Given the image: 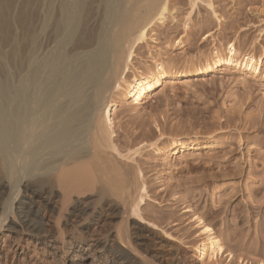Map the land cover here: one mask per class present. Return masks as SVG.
<instances>
[{
    "label": "bare ground",
    "instance_id": "obj_1",
    "mask_svg": "<svg viewBox=\"0 0 264 264\" xmlns=\"http://www.w3.org/2000/svg\"><path fill=\"white\" fill-rule=\"evenodd\" d=\"M14 2L0 0V264H180L146 221L148 186L133 157L140 149L131 152L134 139L121 145L114 111L120 100L141 106L167 78L223 65L262 75L264 54L232 42L195 72L162 60L128 78L134 49L165 22L171 0ZM184 144L172 136L155 151ZM193 217L200 259L219 260L221 238Z\"/></svg>",
    "mask_w": 264,
    "mask_h": 264
},
{
    "label": "rangeland",
    "instance_id": "obj_2",
    "mask_svg": "<svg viewBox=\"0 0 264 264\" xmlns=\"http://www.w3.org/2000/svg\"><path fill=\"white\" fill-rule=\"evenodd\" d=\"M169 9L165 22L134 49L128 78L162 60L170 71L195 72L214 50L225 52L232 42L241 53L264 54V0H197L195 5L171 0ZM176 40L187 45L177 46ZM262 73L253 76L223 65L202 76L167 78L141 106L123 100L116 106L119 142L128 147L134 139L131 152L140 149L133 157L148 186L146 221L156 226L171 261L264 262V63ZM172 136H181L185 144L171 154H156L155 148ZM204 136L209 141H197ZM194 212L225 246L217 261L200 259L202 237Z\"/></svg>",
    "mask_w": 264,
    "mask_h": 264
}]
</instances>
